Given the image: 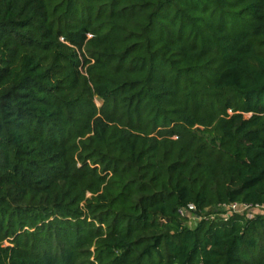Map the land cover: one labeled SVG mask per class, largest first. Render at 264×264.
<instances>
[{"label": "trees", "instance_id": "trees-1", "mask_svg": "<svg viewBox=\"0 0 264 264\" xmlns=\"http://www.w3.org/2000/svg\"><path fill=\"white\" fill-rule=\"evenodd\" d=\"M234 202L264 205V0H0V264H264V213L179 212Z\"/></svg>", "mask_w": 264, "mask_h": 264}, {"label": "built area", "instance_id": "built-area-1", "mask_svg": "<svg viewBox=\"0 0 264 264\" xmlns=\"http://www.w3.org/2000/svg\"><path fill=\"white\" fill-rule=\"evenodd\" d=\"M180 215L187 220V225L190 228L199 224L202 221H218L221 219L228 222L235 215L243 216L246 219L252 220L258 214L264 213V205H252L248 203H229L219 204L214 208H208L205 211H200L197 205L189 204L179 210Z\"/></svg>", "mask_w": 264, "mask_h": 264}, {"label": "rangeland", "instance_id": "rangeland-1", "mask_svg": "<svg viewBox=\"0 0 264 264\" xmlns=\"http://www.w3.org/2000/svg\"><path fill=\"white\" fill-rule=\"evenodd\" d=\"M97 104H98V106H100L101 105V102L97 101Z\"/></svg>", "mask_w": 264, "mask_h": 264}]
</instances>
